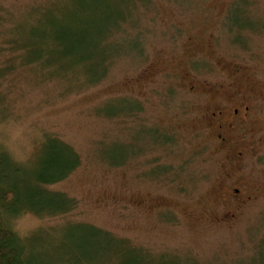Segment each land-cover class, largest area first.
<instances>
[{"label":"rangeland","instance_id":"374dc122","mask_svg":"<svg viewBox=\"0 0 264 264\" xmlns=\"http://www.w3.org/2000/svg\"><path fill=\"white\" fill-rule=\"evenodd\" d=\"M81 2L0 0V120L24 103L43 141L35 165L12 177L26 190L53 137L81 158L66 178L47 185L75 206L49 215V230L22 242L27 264H122L106 252L107 241L86 238L90 225L148 250L147 264H264V0L241 4L242 27L228 15L237 0L120 5L129 11L124 27L142 36L144 53L131 50L128 37L94 85L54 66L50 74L41 63L9 60L4 39L13 17L28 36L50 14L75 19ZM83 6L94 18L105 5ZM135 103L142 106L135 117L110 114ZM238 103L249 114L232 129ZM218 110L219 132L211 119ZM141 129L154 135L139 139Z\"/></svg>","mask_w":264,"mask_h":264},{"label":"trees","instance_id":"16d2710c","mask_svg":"<svg viewBox=\"0 0 264 264\" xmlns=\"http://www.w3.org/2000/svg\"><path fill=\"white\" fill-rule=\"evenodd\" d=\"M88 1L98 5L100 2L104 3L105 6H101L100 10L101 17L85 16L86 10L90 9L83 6V0L78 11L72 12L75 19L71 16L62 19L50 14L42 25L31 26L27 30L28 36H26L25 29L20 26L21 22H15L16 19L13 17L11 36L8 40L7 37L4 39V46L7 47L5 50L12 54L9 60L14 64L20 57L24 64L41 63L43 67L49 69L50 74H53L50 67L54 66L66 72L64 77L82 78L87 85H94L109 73V65L120 53V48L124 41L129 39L128 37L131 38V50H137L141 55L144 53L142 36L134 32L129 35L128 31L132 28L124 27L129 11L121 8L120 5L125 3L134 5L133 0ZM147 1L151 2V0ZM246 3V0H237L230 6L228 12L230 21L234 24L237 22L238 27L248 23L243 20L244 8L242 6ZM231 7L234 8L232 12ZM231 13L234 17H231ZM119 36H122V39ZM74 73L82 75L72 76ZM139 106L140 104L135 103L124 109L114 108L110 114L114 116L125 114L126 117L132 118L142 109V106L140 108ZM147 132L149 138L154 135L150 129H141L137 132L139 139L146 138L143 134ZM53 138L55 139L49 140L51 141L50 149L46 151V156L39 163L40 168L38 167L34 174L29 176L33 178V183L28 184L24 191L19 186L20 179L16 176L12 177L11 172H21L22 167L14 164L6 152L0 151V209H3L4 213L0 216V264H27L22 241L10 230L8 221H6L8 214H14L18 207L26 206L35 213L46 212L48 215L55 216L67 213L75 206L73 199L47 188V185L66 178L81 162L80 155L72 146L58 137ZM59 150L66 153L58 155ZM137 150L141 151L142 147L137 145L135 152H138ZM89 227L91 232L86 233V235L90 234L85 235L86 238L100 237L107 241L106 252L110 256L117 255L122 264H147L149 262L147 261L150 258L148 250L138 247L128 239L117 237L110 231L94 225ZM258 253L259 262L264 263V244L260 245ZM168 264H181V262L175 261Z\"/></svg>","mask_w":264,"mask_h":264},{"label":"clouds","instance_id":"9594fccd","mask_svg":"<svg viewBox=\"0 0 264 264\" xmlns=\"http://www.w3.org/2000/svg\"><path fill=\"white\" fill-rule=\"evenodd\" d=\"M25 109L24 103L14 104L11 108L13 114L0 120V151L6 152L14 164L31 169L43 141L34 127L35 115H25ZM3 215V209H0V216ZM7 220L10 230L22 242L41 229L49 230L52 224V219L46 212L37 214L26 206H20L14 214H8Z\"/></svg>","mask_w":264,"mask_h":264},{"label":"flooded vegetation","instance_id":"af4514ba","mask_svg":"<svg viewBox=\"0 0 264 264\" xmlns=\"http://www.w3.org/2000/svg\"><path fill=\"white\" fill-rule=\"evenodd\" d=\"M241 104H237L233 107L232 109V113H233V119L232 121H230L228 123V127L232 128V129H236L235 125L238 121H240V123H246V114H249V106L248 105H244V111L241 112L240 109ZM222 116H223V111L222 110H218L217 112H212L211 113V119H212V123L213 120L217 122L216 127H217V131L219 132V130L222 129V124H221V120H222ZM224 139V137H223ZM235 192H239L238 188L234 189Z\"/></svg>","mask_w":264,"mask_h":264}]
</instances>
